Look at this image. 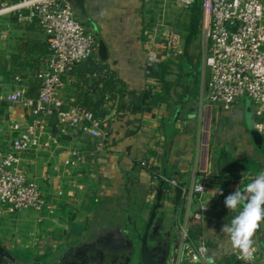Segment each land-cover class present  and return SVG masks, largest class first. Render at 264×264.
Masks as SVG:
<instances>
[{
	"label": "crops",
	"instance_id": "1",
	"mask_svg": "<svg viewBox=\"0 0 264 264\" xmlns=\"http://www.w3.org/2000/svg\"><path fill=\"white\" fill-rule=\"evenodd\" d=\"M20 1L22 0H1L0 9ZM84 4L86 13L82 15L73 2L81 21L88 23L84 27L85 30L90 29L98 42L102 40L105 43L106 60L102 61L98 57L99 61L108 67L105 72L112 73L114 75L112 80H119L129 90L156 87L157 83L145 75L148 48L147 14L150 10L146 9L144 1L84 0ZM48 54L47 35L28 17V11L0 14V96L4 97L8 92L17 91L23 97H35L38 83L36 74ZM175 78L174 75L169 77L171 81ZM86 93L92 95L94 100L102 94L109 98V92L103 90V82L97 81L96 76L88 74L82 76L77 73L67 79L60 95L68 103H78ZM180 94L182 91L179 87L171 90L173 103L179 102ZM201 94L200 91L197 98H188L181 108L178 106L170 108L167 103H161L153 106L149 112L131 114L124 119L114 120L111 125L112 132L108 134L102 150L89 157L87 163L80 168H57V164L66 155L63 151L75 145L94 150L97 141H91L88 136H83L78 141L61 139L60 148L63 150L59 151V158L50 151L31 153L24 158L23 167L28 176L40 184L46 199L55 207V211L58 209L64 211L65 216L61 215V218H66L68 225L73 211H76L75 223L83 225L81 210L92 213L88 220L93 223L97 218L96 209L108 201L126 205L133 197L134 203L151 206L154 204L160 182L164 180L165 171L167 174L165 185L169 186V182L173 180L180 186L181 204L175 206L172 200L173 193L161 200L166 208L170 207L172 208L170 211L175 212L177 222L183 221L189 215L190 223L191 213L195 207L187 213V200L183 198L182 191L189 192L195 183L200 182L204 172L209 175L214 187L224 190L229 185V182H226L228 178L252 175L250 171L260 169L258 172L260 173L264 170L262 157L255 159L252 166L247 167L242 159L234 156L232 158L229 153V149L238 147L239 150L253 155L255 144L246 123L244 129H241V142L237 138L235 140L210 137L214 109L205 93L203 96ZM238 105L239 103L233 109L238 108ZM202 106L211 109L208 127L201 121ZM217 111H222V108L218 106ZM27 119L26 112L21 106L10 107L5 102L1 103V147L7 146L5 142L9 139L12 123L19 122L25 126ZM223 151L227 152L229 168L235 170L217 182ZM151 169L157 178H152L149 173ZM203 203L208 206L209 212L201 221H197L202 226V234L196 240L203 239L207 243L213 262L231 263V253L235 249L230 240L221 233V228L229 222L233 214L226 208L224 202L215 201L210 194L203 197ZM173 206L178 208V216ZM5 215L7 214L4 207L0 205V221ZM30 219L22 218L21 221L30 223V220L34 225H43L46 220L49 222L40 228L34 226L31 237H35L31 240L21 234L13 235L14 240L21 242L27 249L35 248L34 245L47 240L54 232L53 226L58 225L57 219L36 215ZM4 229L0 224V234L5 233ZM213 229L215 232L210 231ZM63 230L62 233L67 232L66 228ZM258 232L259 230L254 236L257 237V241ZM78 238L76 235L70 237L71 240ZM53 240L56 238L53 237ZM259 249L260 262L264 264V251L260 247Z\"/></svg>",
	"mask_w": 264,
	"mask_h": 264
},
{
	"label": "built area",
	"instance_id": "2",
	"mask_svg": "<svg viewBox=\"0 0 264 264\" xmlns=\"http://www.w3.org/2000/svg\"><path fill=\"white\" fill-rule=\"evenodd\" d=\"M143 1L151 7L156 1L166 3L167 0ZM173 1L182 10L190 9L195 3V0ZM24 10L47 35L49 54L36 74L38 88L35 97H23L17 91L0 96V105L5 102L10 107L21 106L28 117L25 126L12 123L6 148L0 146V205L6 214L31 210L52 215L55 207L46 199L37 180L28 176L23 167L24 158L43 151H50L59 158L63 138L78 141L88 136L91 141H97L94 150L75 145L63 151L66 155L58 162L57 168L75 169L84 166L89 157L102 150L107 131L90 111L77 103L66 102L60 95L70 72L98 55V42L76 19L73 3L69 0H22L2 7L0 14ZM201 10L203 69L208 73L207 100L224 111H230L247 97L254 105L252 129L262 137L264 150V0H201ZM161 18L146 28L149 64H159L176 54L177 38L165 29V21ZM53 118L57 122L56 134H53L51 124ZM256 175L228 178L229 185L221 190L223 195H220L219 189L204 172L200 182L195 183L189 192L182 191L187 200V213L195 207L191 217L201 221L209 212L203 203L206 194L219 203L224 202L238 186L243 188ZM169 183L178 186L176 181ZM188 217L177 222L178 245L168 264H208L211 259L207 243L191 237ZM253 246L256 251L251 261L241 259L240 250L235 249L231 253V263L213 264H261L260 249L256 244Z\"/></svg>",
	"mask_w": 264,
	"mask_h": 264
},
{
	"label": "trees",
	"instance_id": "3",
	"mask_svg": "<svg viewBox=\"0 0 264 264\" xmlns=\"http://www.w3.org/2000/svg\"><path fill=\"white\" fill-rule=\"evenodd\" d=\"M69 1L73 3L71 0ZM182 13L187 20L184 27L186 35L184 38L183 51L177 63L176 61H173L172 58H169L159 64H149L147 62L145 75L147 78L153 79L157 83L156 87H147L138 91L127 89L119 80H112L114 79V75L112 73L105 72V69L108 70V67L107 65H103L99 61L98 55H96L93 59H89L85 62L80 63L70 72L69 77L75 75L76 73L82 76H85L87 74L96 76L97 81L103 82V90L109 92L108 99L106 98L105 94H102L96 100L93 99L92 95L86 93L83 98L77 103L78 105L90 111L92 116L100 122L101 127L107 131V134H111V125L114 120L124 119L127 115L131 114L140 115L149 112L151 111V108L153 106L160 105L161 103H167L170 108H175L177 106L181 108L186 104V100L188 98L198 97L202 87L200 80L202 72V60L201 55H195L192 52V49L194 47V44L199 43V41L201 40V0H195L194 5L188 10H183ZM33 21L40 28L37 21ZM79 22L83 25V27H86L88 25V23L85 21ZM173 66H176L179 72L176 75V78L171 81L169 77L173 75ZM106 77H109L110 80L108 78L106 79ZM174 87H179L182 91V94H180L179 96L178 103H173L172 101L171 90ZM113 109L116 110L115 115L106 120V117L110 115ZM51 124L53 127V134H56L57 122L54 118L52 119ZM63 140L65 139L63 138ZM256 167L257 166H255V168ZM234 170V168H229L226 173L220 171V177L217 182L222 178H226L228 173H231ZM259 171L260 169L250 171V174L258 173ZM149 173L151 174L153 179L157 178L154 170H149ZM171 193L174 194L172 200L175 206H179V204H181L180 186L178 185L177 187H173L171 185H165L163 187L162 199L166 198ZM133 200V197H131V202L125 205V211L122 217H125V214L133 216L136 213L137 205ZM75 215L76 211H73L70 215L69 230L64 233L65 239L70 238L72 235L82 237L91 232V228L89 225L82 227L81 225L75 223ZM189 222L190 235L193 239H196L202 234V226L194 219H190ZM262 242H264V240H258L257 245L261 248L262 251H264ZM54 253L56 252L48 250L44 253L43 256H45V259H47L49 255L54 256ZM14 254V257L17 258V260L25 263L30 262L33 259L41 258L34 257L33 259H31V253L29 254L27 251L25 253L21 249H15Z\"/></svg>",
	"mask_w": 264,
	"mask_h": 264
},
{
	"label": "rangeland",
	"instance_id": "4",
	"mask_svg": "<svg viewBox=\"0 0 264 264\" xmlns=\"http://www.w3.org/2000/svg\"><path fill=\"white\" fill-rule=\"evenodd\" d=\"M147 10H151L149 14H147V25H151L153 22L158 21L161 17H163V21H165V29L168 31H171L172 33L175 34L177 38V49H176V54L173 55L171 58L173 61H178L182 51H183V45H184V38H185V25H186V19L183 15V10L179 8L173 0H167L166 3L164 2H155L151 7L146 8ZM182 13V14H181ZM74 14L77 20L81 21V17L78 14V10L74 8ZM165 16V18H164ZM162 19V18H161ZM90 34H92V31L90 29L87 30ZM192 52L195 55H201V60H202V72H201V95L203 96V93H205V86L207 83L208 79V73L205 69H203V59H204V49H203V43H202V38L199 41V43H195L194 47L192 49ZM173 75L176 76L178 74V68L176 66L172 67ZM247 106L250 107L251 112L254 111V105L251 103V101L247 98L244 97L239 101L238 108L232 109L231 111H222L218 112V105H213L214 109V114L212 113V116L210 114L211 109L210 108H205V106H202L201 108V121L202 123H206L207 127L209 125V120L211 116V128L209 130L210 137L212 139H219V138H237L239 142L242 141L241 139V129H244V123H245V112L247 109ZM220 107V106H219ZM218 112V113H217ZM246 125V124H245ZM236 140V139H235ZM254 146V153H248V152H243L242 150H239L238 147H233L231 150L229 149V153L231 157H237V159H242L244 164L248 166H252V161H255V159L262 157L264 158V150L260 149L259 147ZM222 149H225V147H222ZM240 151V152H237ZM239 154V155H238ZM252 155V156H251ZM255 163V162H254ZM254 166V165H253ZM46 197V195H45ZM109 202V201H108ZM106 202L104 204H100L99 209H96L95 215L97 216H103L107 217L110 216L112 220L114 218L118 217L119 214H121V217L118 221H124L122 219H125L122 217L123 213V207L125 206L122 203H117L114 201L111 202ZM166 208L169 211L172 208ZM173 209L177 210V216H178V208L173 206ZM81 215V222L83 225L82 227H85L88 225L89 220L88 217L90 214H92L90 211H80ZM34 215L36 216H43L48 219H57L58 225L52 229H54L53 234H51L49 237H47V240L41 241L40 244L34 245L35 248H26L25 245H23L21 242L18 240H14L13 235L16 234H21L23 236H28L29 239L31 240L33 237H31V232L34 230V226L40 228L43 225H46L47 221H44L43 225L42 224H37L34 225L32 221H30ZM61 215H64V211L62 209H58L54 211L52 215H49L48 212H42L41 214L33 212L31 210H23L16 212L14 214H7L4 217H2V220L0 221V224L3 226L4 229V234H0V243H2L9 251L10 253L14 256V251L15 249H21L23 252L26 253V251L30 254L33 259L34 257L38 258L41 257L40 260L44 261L45 256L44 253L47 252L48 250H51L52 252H56L60 250L62 247L70 245L75 243L77 240H71L70 238H64V231L63 229L66 228L67 231L69 230V225L67 222L66 218H61ZM127 214H125L126 216ZM65 216V215H64ZM22 218H28L30 219V223H24L21 221ZM177 218V217H176ZM177 220V219H176ZM199 223V222H198ZM36 230V229H35ZM56 238V240H53V237ZM60 235V236H59ZM258 240L263 241L264 240V226H262L261 229H259L258 232ZM63 237V238H61ZM257 238V237H256ZM253 237V241L255 244H257V239ZM60 239V241H57ZM50 256V255H49ZM170 262V261H169Z\"/></svg>",
	"mask_w": 264,
	"mask_h": 264
},
{
	"label": "flooded vegetation",
	"instance_id": "5",
	"mask_svg": "<svg viewBox=\"0 0 264 264\" xmlns=\"http://www.w3.org/2000/svg\"><path fill=\"white\" fill-rule=\"evenodd\" d=\"M160 204L152 220L154 204L148 206L143 203L136 204V213L133 216L126 215L124 221H118L121 214L114 220L110 216H98L93 223H88L91 228L89 234L62 247L44 261L33 259L27 263L21 262L0 244L11 255L9 258L0 253V264H142L140 249L147 228L149 256L157 262L166 252L168 264L178 245L177 218L175 212L166 209L162 200Z\"/></svg>",
	"mask_w": 264,
	"mask_h": 264
},
{
	"label": "clouds",
	"instance_id": "6",
	"mask_svg": "<svg viewBox=\"0 0 264 264\" xmlns=\"http://www.w3.org/2000/svg\"><path fill=\"white\" fill-rule=\"evenodd\" d=\"M217 192L223 195L219 189ZM224 204L232 213V218L221 228L234 249H239L241 259L251 261L256 248L253 246V237L264 226V171L256 175L243 188L238 186L229 194ZM215 232V230H210ZM208 264H213L211 259Z\"/></svg>",
	"mask_w": 264,
	"mask_h": 264
},
{
	"label": "water",
	"instance_id": "7",
	"mask_svg": "<svg viewBox=\"0 0 264 264\" xmlns=\"http://www.w3.org/2000/svg\"><path fill=\"white\" fill-rule=\"evenodd\" d=\"M74 2L75 7L78 8V10L80 11V13L82 15H85V4H84V0H72ZM97 53H98V57L102 60L105 61L106 57H107V48L105 46V43L100 40L98 42V47H97ZM115 114V110L112 111V113L106 117V120H108L109 118H111L113 115ZM245 123L247 128L250 130V136L253 140V143L259 147L262 148V137L252 129V112L249 106H247V109L245 111ZM220 170L224 173H226L229 170V162H228V157H227V152L223 151L222 152V157H221V163H220ZM163 176H164V180L160 182L159 185V189L158 192L156 194L155 197V201H154V205H153V210H152V215H151V219L152 220L155 217V212L157 209H159L161 207V199H162V193H163V187L165 186V179L167 178V174L164 171L163 172ZM148 228L145 231L144 237L142 239V246L140 249V259L142 264H166V252H164L163 256L161 257V259L157 262H155L154 260H152V258L149 256V249L147 246V237H148ZM262 246L264 247V242H262ZM0 253L1 254H5L7 255L9 258H11V255L6 252L5 248L3 246L0 245Z\"/></svg>",
	"mask_w": 264,
	"mask_h": 264
}]
</instances>
